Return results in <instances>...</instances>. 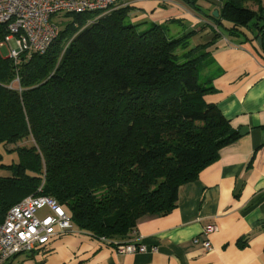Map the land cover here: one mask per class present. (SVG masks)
<instances>
[{"label": "trees", "instance_id": "1", "mask_svg": "<svg viewBox=\"0 0 264 264\" xmlns=\"http://www.w3.org/2000/svg\"><path fill=\"white\" fill-rule=\"evenodd\" d=\"M181 1L210 20L215 38L219 28L245 42L256 28L264 49L261 0H222L218 17L205 0ZM66 14L74 22L46 53L22 54L15 65L0 49V145L31 140L4 150L17 160L5 163L0 152V168L11 172L0 176V223L24 197L44 194L80 230L126 243L140 222L176 208L180 187L239 132L200 79L213 43L133 24L124 6ZM7 34L0 24V39Z\"/></svg>", "mask_w": 264, "mask_h": 264}, {"label": "crops", "instance_id": "2", "mask_svg": "<svg viewBox=\"0 0 264 264\" xmlns=\"http://www.w3.org/2000/svg\"><path fill=\"white\" fill-rule=\"evenodd\" d=\"M203 2L211 12L223 4ZM120 6L128 7L129 21L144 23L143 28L161 24L172 37L192 33L193 46L213 43L200 74L212 87L207 99L239 138L222 147L197 179L180 187L176 208L139 223L132 240L147 245L146 251L118 253L75 226L46 247L4 264H264V49L254 38L258 30L251 28L252 40L245 42L219 28L215 38L210 20L181 0H122ZM243 127L248 131L241 135ZM210 224L218 230L205 234ZM203 240L213 249L205 250Z\"/></svg>", "mask_w": 264, "mask_h": 264}, {"label": "built area", "instance_id": "3", "mask_svg": "<svg viewBox=\"0 0 264 264\" xmlns=\"http://www.w3.org/2000/svg\"><path fill=\"white\" fill-rule=\"evenodd\" d=\"M121 1L0 0V24L6 25L8 30L6 37L0 39V49L7 43L10 50L8 57L18 65L22 54H44L49 50L60 32V25L54 20L55 15L110 11ZM42 209H47V213L40 215ZM73 225L68 212L53 197L44 194L24 197L9 209L0 223V264L21 253L46 247L53 237L71 230ZM217 230V225L210 224L205 227L204 233ZM104 241L110 244V241ZM202 245L205 250L213 249L210 240H203ZM112 246L118 253H136L148 249L138 240L114 242Z\"/></svg>", "mask_w": 264, "mask_h": 264}, {"label": "rangeland", "instance_id": "4", "mask_svg": "<svg viewBox=\"0 0 264 264\" xmlns=\"http://www.w3.org/2000/svg\"><path fill=\"white\" fill-rule=\"evenodd\" d=\"M54 20L61 25V28H65L67 24L73 23L74 22V17L73 16H67L66 13H59L54 16ZM75 28H79V24L74 25ZM9 45L6 43L3 47H1V53L3 56L7 57L9 56ZM181 52V51H180ZM200 79L202 80V77L200 76ZM31 145V140H22L19 141L17 144H8V145H0V152H3L4 154V159L3 162L8 163L11 162L13 159H18L17 153H9L7 151H4L5 149H8L9 151L14 150L17 146H30ZM11 172L8 171L5 168H0V176H8L10 175ZM47 213V209H42L39 214L44 215ZM75 227V225H73ZM25 253H21L18 255V258L24 257Z\"/></svg>", "mask_w": 264, "mask_h": 264}, {"label": "water", "instance_id": "5", "mask_svg": "<svg viewBox=\"0 0 264 264\" xmlns=\"http://www.w3.org/2000/svg\"><path fill=\"white\" fill-rule=\"evenodd\" d=\"M213 15L216 16V17H218V16H219V10H214V11H213ZM261 40H262L261 37H259V38H258V41H259L260 44H261ZM247 131H248L247 127H243V128L241 129V131H240V134L243 135V134L246 133Z\"/></svg>", "mask_w": 264, "mask_h": 264}]
</instances>
